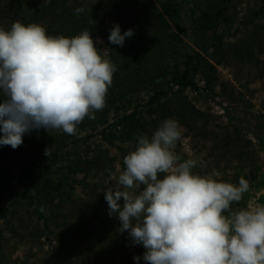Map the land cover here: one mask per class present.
Segmentation results:
<instances>
[{
    "label": "rangeland",
    "instance_id": "374dc122",
    "mask_svg": "<svg viewBox=\"0 0 264 264\" xmlns=\"http://www.w3.org/2000/svg\"><path fill=\"white\" fill-rule=\"evenodd\" d=\"M64 1L85 11L65 17L62 27L60 19L44 15L51 0H0V28L36 23L69 38L74 29V35L89 29L116 71L106 106L94 119L86 117L75 135L39 129L16 149L0 145V169L45 170L27 194L14 183L0 197V264H137L133 256L145 264L143 246L132 245L116 216H108L104 189L138 137L168 118L183 133L176 154L206 165L195 173H219L217 179L233 184L248 180L249 191L233 209L264 204V0H175L182 43L172 37L176 31L159 0ZM113 24L121 33L134 30L122 47L108 41ZM185 54L195 56L198 91L169 83L183 71ZM161 91L165 95L149 103ZM132 113L137 122L114 127ZM46 148L50 158L57 156L52 164Z\"/></svg>",
    "mask_w": 264,
    "mask_h": 264
},
{
    "label": "clouds",
    "instance_id": "9594fccd",
    "mask_svg": "<svg viewBox=\"0 0 264 264\" xmlns=\"http://www.w3.org/2000/svg\"><path fill=\"white\" fill-rule=\"evenodd\" d=\"M84 11L82 5L74 13ZM133 35L113 24L108 41L122 47ZM115 71L89 29L69 38L48 35L36 23L0 28V145L16 149L39 129L75 135L106 106ZM182 135L179 122L168 118L138 137L104 189L108 216H116L132 245L143 246L145 264H264V204L233 209L249 191L248 180L195 173L206 165L176 154Z\"/></svg>",
    "mask_w": 264,
    "mask_h": 264
},
{
    "label": "trees",
    "instance_id": "16d2710c",
    "mask_svg": "<svg viewBox=\"0 0 264 264\" xmlns=\"http://www.w3.org/2000/svg\"><path fill=\"white\" fill-rule=\"evenodd\" d=\"M159 5L162 11L161 15L166 16L169 19L170 23L172 24L173 28L176 31L175 36L172 35V37H174L176 42L182 43L180 37L177 36L178 34H181L183 32V29L181 27L182 19H181L179 12L175 9V0H159ZM261 11H262V8L258 12L254 13V17H257L261 13ZM43 12H44V15L55 16L58 19H60L61 23L63 22L62 27L67 25L66 22L63 21L65 17L68 16L69 18L70 17L74 18V16L76 15L73 9L67 7L64 0H51V2L44 8ZM78 17H81V14L78 15ZM25 25H28V23ZM75 30L76 29H74V32L69 33L71 37L75 34ZM54 31L55 30L48 27L46 30V34L51 35V36H58L60 34V31L58 32H54ZM65 34L67 35L68 32H65ZM185 56H186V59L184 62L183 71L180 74H175L170 79L169 83L172 87L174 86L180 89H191L193 91H198V87L192 79V76L197 71L196 66L194 65L195 56H193L192 54H185ZM206 82L209 84V79H207ZM162 95H165L163 91L154 93L149 103L151 104L156 103ZM2 99L3 97L0 96V101H2ZM136 115L137 114L132 113L128 116L123 117L121 120L118 121L117 124L114 125V127H116L117 125H123L125 123L128 125L133 122L134 124L135 121L137 122ZM193 115H194L193 113L189 114V116H193ZM184 119H186L185 116H183L182 120ZM181 123H183V121H181ZM151 131L153 132L154 129ZM105 137L104 139H106ZM55 158L57 159L56 154L55 155L53 154L52 158L48 156V163L52 164ZM76 167L78 170L79 166L77 165ZM78 171H81V170L79 169ZM44 172L45 170L41 171L40 173H34L32 170L28 169L27 166H24L18 172H15L12 168L0 169V197L6 193H9L10 187H12L14 183L20 186L21 185L24 186L25 187L24 194H27L28 192L32 190V188H34L35 185L39 184L38 182L40 178L43 176ZM244 198L245 197L243 195L242 200L238 204L234 203L232 206L234 207V206L241 205ZM143 262L145 263V261Z\"/></svg>",
    "mask_w": 264,
    "mask_h": 264
},
{
    "label": "flooded vegetation",
    "instance_id": "af4514ba",
    "mask_svg": "<svg viewBox=\"0 0 264 264\" xmlns=\"http://www.w3.org/2000/svg\"><path fill=\"white\" fill-rule=\"evenodd\" d=\"M11 188V187H10Z\"/></svg>",
    "mask_w": 264,
    "mask_h": 264
},
{
    "label": "water",
    "instance_id": "95a60500",
    "mask_svg": "<svg viewBox=\"0 0 264 264\" xmlns=\"http://www.w3.org/2000/svg\"><path fill=\"white\" fill-rule=\"evenodd\" d=\"M9 188V187H8Z\"/></svg>",
    "mask_w": 264,
    "mask_h": 264
}]
</instances>
